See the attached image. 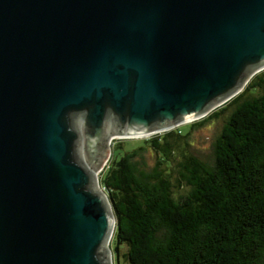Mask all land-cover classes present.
I'll return each instance as SVG.
<instances>
[{
  "label": "water",
  "instance_id": "1",
  "mask_svg": "<svg viewBox=\"0 0 264 264\" xmlns=\"http://www.w3.org/2000/svg\"><path fill=\"white\" fill-rule=\"evenodd\" d=\"M263 69L264 0H0V264H113L108 140L201 118Z\"/></svg>",
  "mask_w": 264,
  "mask_h": 264
},
{
  "label": "trees",
  "instance_id": "2",
  "mask_svg": "<svg viewBox=\"0 0 264 264\" xmlns=\"http://www.w3.org/2000/svg\"><path fill=\"white\" fill-rule=\"evenodd\" d=\"M253 88L256 95L240 92L228 103L234 108L215 141L214 161L188 155L182 162L185 194L176 196L166 170L171 137L184 136L182 128L113 155L102 185L116 218L115 264H264V70L246 89ZM147 144L158 154L152 168L139 162Z\"/></svg>",
  "mask_w": 264,
  "mask_h": 264
},
{
  "label": "rangeland",
  "instance_id": "3",
  "mask_svg": "<svg viewBox=\"0 0 264 264\" xmlns=\"http://www.w3.org/2000/svg\"><path fill=\"white\" fill-rule=\"evenodd\" d=\"M263 70L257 72L256 74L262 72ZM252 78H250V80ZM249 81L247 82V84L245 85L244 89L241 92H244L245 96H254L259 92V90L257 88L247 90L246 88L248 86ZM230 100H232V98ZM230 100L216 107L215 109L210 111L207 115L201 118L182 123L170 129V130H173L175 128H182V130L185 133V135L182 137H175V136L171 137V140L174 142V149L170 157L171 161H168L167 163L168 167L166 168V170L170 172L171 179L175 184L174 191H175L176 196L185 194L189 190L187 184H185L181 178V169H182L181 164L182 162L185 161L186 156L194 155L207 163H212L214 161L215 141L219 133L221 132L227 120V117L230 115V113L232 112L234 108V105L228 104ZM223 107L225 108L221 111ZM214 111L218 112L217 115L209 117V115L213 113ZM167 131L168 130L160 131L158 132V134L159 133L162 134ZM156 134L157 133L150 135V136H141V137L114 138L111 141L110 156L107 162L105 163L104 167L101 170H98L100 188L103 190L106 196H107L106 190L102 185V175L107 165L111 162L113 155L116 158H119L121 154L124 153L125 150H128L132 147L140 145V140L150 138ZM122 141H128V142H126L124 147L122 148H119V147L114 148L118 142H122ZM157 160H158V154L155 152V150L150 145L147 144L146 149L143 150L141 152V155L139 156L140 164L145 168H152L156 164ZM113 240H114V236L111 242V249H112V255H113L112 256L113 264H115L114 251L112 248ZM124 251L125 249H122V252Z\"/></svg>",
  "mask_w": 264,
  "mask_h": 264
},
{
  "label": "bare ground",
  "instance_id": "4",
  "mask_svg": "<svg viewBox=\"0 0 264 264\" xmlns=\"http://www.w3.org/2000/svg\"><path fill=\"white\" fill-rule=\"evenodd\" d=\"M146 135V134H144ZM144 135H137V136H144ZM123 137H126V135H114L112 140L114 138H123ZM111 140V141H112ZM110 153H111V143H109V140H108V154H107V157L106 159L104 160V162L107 160V158H109L110 156ZM98 171L96 172V183L99 184L100 186V183H99V177H98ZM101 190V189H100ZM103 192V190H101ZM110 212H111V215H112V218H113V227H112V230H111V233H110V236L108 238V241H107V248H108V251H109V256H110V261L113 260V257H112V249H111V242H112V239H113V236L115 234V229H116V218H115V214L114 212L111 210L110 208ZM111 254V255H110Z\"/></svg>",
  "mask_w": 264,
  "mask_h": 264
}]
</instances>
